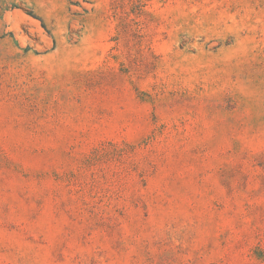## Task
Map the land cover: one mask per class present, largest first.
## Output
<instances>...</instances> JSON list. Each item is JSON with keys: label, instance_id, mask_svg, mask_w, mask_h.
<instances>
[{"label": "rangeland", "instance_id": "1", "mask_svg": "<svg viewBox=\"0 0 264 264\" xmlns=\"http://www.w3.org/2000/svg\"><path fill=\"white\" fill-rule=\"evenodd\" d=\"M0 264H264V0H0Z\"/></svg>", "mask_w": 264, "mask_h": 264}]
</instances>
